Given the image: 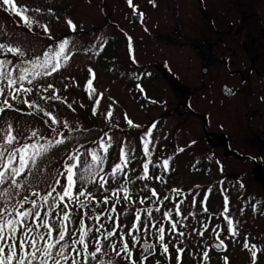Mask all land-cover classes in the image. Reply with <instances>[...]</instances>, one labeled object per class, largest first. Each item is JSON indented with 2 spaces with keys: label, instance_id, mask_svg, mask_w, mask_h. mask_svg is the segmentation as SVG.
Masks as SVG:
<instances>
[{
  "label": "rangeland",
  "instance_id": "obj_1",
  "mask_svg": "<svg viewBox=\"0 0 264 264\" xmlns=\"http://www.w3.org/2000/svg\"><path fill=\"white\" fill-rule=\"evenodd\" d=\"M168 4V0H131V3L129 0H13L5 5L0 0V44L5 46L0 48V61H5V71H10L12 77L18 79L20 71L26 67L32 69L37 60H47L49 65L57 60L60 63L58 71L50 76L33 78L29 75L28 80L18 81L14 87L22 84L33 89L31 93H16L20 98L18 101L11 99L12 90L5 81H0V87L5 89L0 96V105L4 99L13 105L12 108L3 105L4 112L0 113V144H3L6 130L11 125L12 134L17 137V147L34 144L47 149L37 160L38 168L32 170L34 175L39 172L33 183L41 188L45 187L50 172L56 176L65 172L68 156L77 150L83 153L81 167L76 170L77 177L83 162L93 163L91 150L106 157L100 165L103 172L99 175H103L107 183L101 186L97 175L96 182L82 187L77 179L75 186L86 193H103L104 187H108V191L121 192H143L147 188L166 191L173 187L189 190L193 187V205L188 204L186 211L177 216L183 229L195 228L197 217L205 214L204 208L214 213L212 217L215 219L224 214L219 217L228 220L222 235L230 240L234 262L237 263L236 252L242 263L253 264L251 251H255L256 264H264V188L248 179L237 180L236 173L222 172L216 166L218 161V165L228 168V157L222 154L217 159L212 158L200 136L195 135L193 122L199 124L200 118L190 116L187 106L179 109L180 105L173 102L177 101L175 94L166 86V80L158 70L161 63L173 64L172 54L165 55L159 39H156L157 28L164 21L163 11ZM188 4L189 0L180 2L181 7ZM25 16L28 23H24ZM136 16L144 18L143 21L136 20ZM68 20L76 25L75 30L68 25ZM64 40L69 43L61 52L60 44ZM9 47L20 48L23 55L8 52ZM58 52L59 57L56 56ZM48 84L53 88L45 91ZM171 86L179 90L174 83ZM50 95L56 98L49 99ZM24 100L33 106L22 103ZM178 109L185 113L180 114ZM52 117L57 123H53ZM224 117L234 119L232 115ZM128 120L133 122L132 125ZM148 132L151 136H147ZM145 138L150 141L149 155L143 151ZM57 140L62 143L57 144ZM101 140L105 146L111 145L106 154L100 146ZM122 148L128 153L130 163L113 177L110 175L112 167L124 159ZM244 157L242 170L251 171L253 161ZM166 159L169 161L167 167L163 165ZM144 163L149 164V178L138 179L144 175ZM259 163L258 171L264 175V155ZM90 171L96 173L98 168L93 167ZM27 179V176L22 180L18 178L17 182L21 184L20 181ZM134 186H138L137 189ZM5 187L8 185H1L0 191ZM17 192L27 190L23 186L9 188L11 198L0 195V209L17 205L21 200L20 197L16 202ZM106 194L114 197L109 192ZM82 197L88 199L90 195ZM24 206L29 208L32 204ZM57 209L53 205L54 215L59 211ZM40 212L44 215L45 208L42 207ZM54 215L49 218L53 224L59 218ZM66 225L71 233L70 237L66 235V243L72 245V240L79 239L77 221L69 219ZM197 228L194 234L199 236ZM184 230L187 240L173 232L181 240L175 247L189 245L192 251L184 264H193V254L195 256L199 248L197 242L202 240L198 238L192 243L193 239ZM99 246L98 259L90 257L82 264H99L102 258L104 264H127L119 258L110 260L115 256L110 255L113 250L108 247L109 243L102 242ZM74 247L79 254L71 250L67 254L70 258H81L80 248L78 245ZM164 262L155 257L145 264H167Z\"/></svg>",
  "mask_w": 264,
  "mask_h": 264
},
{
  "label": "flooded vegetation",
  "instance_id": "obj_2",
  "mask_svg": "<svg viewBox=\"0 0 264 264\" xmlns=\"http://www.w3.org/2000/svg\"><path fill=\"white\" fill-rule=\"evenodd\" d=\"M168 1L156 39H159L164 54L173 56V64L158 65L166 86L175 94L177 101L173 102L180 105L179 109L189 107L188 114L200 118L199 124L193 122L195 135L200 136L212 158L217 159L222 154L228 157V168L216 162L222 172L236 173L237 180L248 179L264 188V175L257 168H260L259 159L264 155V0H189L184 7L180 6L183 0ZM135 18L140 22L144 19ZM172 83L179 90L172 89ZM199 103L203 106H194ZM180 111V114L185 113ZM228 115L234 119L224 117ZM244 156L253 161L251 171L242 170ZM32 170L30 175L17 177L22 180L27 176L28 179L20 181L27 192H17L16 202L20 197L21 200L28 197V203L41 201V197L55 187L56 192L48 197V204L52 203L61 191V185L67 184L66 177L61 172L58 176L50 172L45 187L41 188L33 183L39 172L34 175ZM57 180L60 184L56 183ZM107 189L104 187L103 193L84 192V195H90L85 199L75 186L73 198L57 201L64 206L69 219L77 221V236L84 234L80 231L82 227L87 232V253L95 250L96 241L109 243L110 250H113L112 245L121 250L127 244V252L121 251L117 256L113 250L110 255L115 257L110 260L119 258L127 264H145L159 257L167 264H184L192 249L187 244L175 247L181 240L173 232L179 235L184 230L177 216L186 211L188 204L193 205V187L189 190L173 187L166 191L147 188L143 192ZM106 192L114 197L107 196ZM165 194V197L161 196ZM57 211L54 217L62 215L60 208ZM149 211L151 215H148ZM203 211L205 214L196 219L200 235L194 234L196 226L184 230L193 239L192 243L198 238L202 240L197 242L199 248L196 255L193 254V264H244L236 252L237 263L234 262L230 240L222 235L228 220L219 217L224 214L215 219L212 217L214 213H209L207 208ZM174 222L176 228L172 229ZM160 227L165 229L164 241L159 239ZM109 232L113 235L108 236ZM179 236L187 240L185 234ZM165 243L168 253L164 252ZM78 248L81 258H76L77 261L80 264L88 262L90 255L85 261V250L82 245ZM181 248L183 252H180ZM256 259L253 257L251 263L256 264Z\"/></svg>",
  "mask_w": 264,
  "mask_h": 264
},
{
  "label": "snow or ice",
  "instance_id": "obj_3",
  "mask_svg": "<svg viewBox=\"0 0 264 264\" xmlns=\"http://www.w3.org/2000/svg\"><path fill=\"white\" fill-rule=\"evenodd\" d=\"M13 2V0H3L5 5H9ZM131 3V0H129ZM24 23H28V17L25 16L23 18ZM68 25L75 30L76 25L71 21H67ZM45 31H47V26H45ZM69 41L64 40L60 44L61 52L64 51L65 46L68 45ZM3 44H0V48H4ZM8 52L17 53L19 55H23L20 48L18 47H9L7 48ZM47 55V54H45ZM56 56L59 57L60 53H56ZM67 59V57H65ZM60 68L59 60L51 65L48 64L47 60L44 62H39L37 60L34 63L32 69L23 68L19 75L18 79L13 78L10 71H5V61H0V81H5L8 88L11 91V99L19 100V96L16 93L23 91L24 93H31L33 91L32 88H25L21 84L19 87H14L17 85L18 81H24L29 79V75L33 78L39 77L41 75L50 76L52 73L58 71ZM31 83V81H29ZM89 86H91L92 81H88ZM53 88V85L48 84L47 88L44 89L47 91L48 89ZM5 92L3 87H0V96H2ZM49 99L56 98L54 96H49ZM99 101H97L98 103ZM22 103L28 104L29 107H32L33 104L29 103V101L24 100ZM6 105L8 108H12V104L9 103L8 99H4L2 105H0V113L4 112V106ZM95 114V112L93 113ZM47 115L51 116V113H47ZM108 116L111 117V112L108 113ZM53 123H57L55 117H52ZM129 125H132V121H127ZM138 127V126H137ZM154 127V125H153ZM12 126L9 125L6 130L3 144H0V185H8L0 191V195L4 197H10L9 188H20L21 184L17 182V177H20L22 174H31V168L36 167L37 160L42 155V151H47L43 146L34 145V144H24L20 147H17V137L12 134ZM55 131V129H53ZM33 136L36 135L35 132L32 133ZM147 136H151V132L147 133ZM57 144L62 143V141L57 140ZM149 143L150 141L145 138L143 142V151L146 155H149ZM104 153L108 152V149L111 147L110 144L105 146L103 140H101V145ZM31 149L32 151H29ZM183 151V149H180ZM121 153L124 157L122 163H117L112 167V171L110 175L115 177L116 173L123 172L124 167H126L130 160L127 158L128 153L124 152L123 148L121 149ZM91 160L93 163L83 162L82 170L80 171L77 177V168L81 167L82 161L81 157L83 153L71 154L68 156L67 161L64 164L65 172L62 173L66 177L67 184L61 185V191L57 193V196L53 198L52 204H48V197L52 196L53 192H56V188L53 187L50 192L44 197H41V204H37L35 200L31 201L32 207L24 208V205L28 203L29 198L24 197L22 200L17 202V205L12 206L11 208L5 206L0 209V264H80L77 261L75 256L71 258L67 254L68 250L72 252H76L77 255L79 251L74 247L75 245H82L83 250H85V261L90 255L91 259H98L97 253L101 252V247L99 246L100 242L96 241V247L94 251L87 253L88 244L85 242V236L87 232L84 231L83 227L80 229L84 234L79 237V239L72 240V245L66 243V235L71 236L69 233L66 222L69 220V214L64 210V206L62 204H58L57 201L63 202L66 198H73V188L76 185L77 179L79 180L82 187L86 186L90 182H96V176L99 173L103 172L102 165L105 156L98 155L96 150H91ZM169 161L166 159L163 161V165L167 167ZM93 167L98 168V172L93 173L90 170ZM143 172L144 175L142 177H138V179H148L149 178V164H143ZM159 179V177H157ZM99 182L101 186L107 183V180L103 175H99ZM57 184H60V181H56ZM80 195H84V192L81 191ZM33 195H36L33 193ZM153 195H155V191L153 190ZM127 198V197H125ZM81 204L84 202L81 201ZM53 205L61 209L62 215L57 218V222L53 224L49 220V216H53ZM47 206V207H45ZM45 208L44 215H41L40 209ZM148 215H151L149 211ZM34 225V226H33ZM172 229L176 228V223H172ZM38 229H42L43 231H37ZM99 231V229H97ZM55 232V236L53 233ZM159 239L160 241L165 240L164 232L165 229L160 227L158 229ZM131 234V233H130ZM202 234V233H201ZM235 234V233H234ZM113 233L109 232L108 236H112ZM179 235L183 236L184 233L180 232ZM107 239V237H105ZM223 244V241H221ZM114 251H116V255L119 256L121 251L127 252L128 245L125 244L123 249L116 250V246H111ZM248 247V245H245ZM168 245L164 244V252L168 253ZM180 252H183V249H180ZM205 257L207 253L204 254ZM252 256H256V252L252 251ZM127 259V257H125ZM180 257L177 256V260L179 261ZM99 264H104L103 260L99 261ZM111 264V262H109Z\"/></svg>",
  "mask_w": 264,
  "mask_h": 264
}]
</instances>
